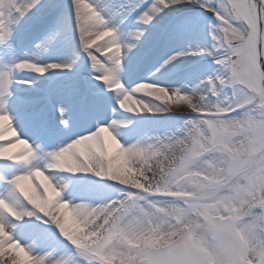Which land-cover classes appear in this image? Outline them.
<instances>
[{
	"label": "snow or ice",
	"instance_id": "snow-or-ice-1",
	"mask_svg": "<svg viewBox=\"0 0 264 264\" xmlns=\"http://www.w3.org/2000/svg\"><path fill=\"white\" fill-rule=\"evenodd\" d=\"M196 5L201 16H185L171 23H156L166 10H181ZM245 4L254 12L246 15ZM39 8L33 19L41 20L46 35L37 44L47 49L54 42L67 39L82 49L91 63L90 73L97 85L115 94L108 105L116 113L188 115L182 126L164 135L148 136L125 145L119 129L128 128L131 120L104 116L94 130L76 133L67 143L57 146L37 132L39 142L22 138L7 111L9 99L17 83L18 72L33 71L44 75L49 71L71 72L76 60L61 63H37L27 56L0 66V264H225V257L212 244L213 236H221L233 225L245 222L250 235L264 240V172L245 182L251 192L243 207L244 217L221 211L201 216L210 235L201 238L198 232L180 229L186 220L203 211L201 200L184 186L183 165L169 170L165 157L192 125L216 116L229 118L251 110L258 120L264 104L247 88L249 103L238 106L236 89L231 81L234 65L241 55L264 72V0H0V47L10 48L20 23ZM135 17L131 42L120 40L121 25ZM43 18V19H41ZM208 23L213 40L210 49L180 51L171 45L181 40L191 29ZM249 23L251 28H248ZM154 31L148 39L151 54L164 51L168 58L162 68L182 71L185 56L206 52L219 65L217 73L201 81L190 91L161 86L159 78L126 87L119 72L124 68L128 53L144 39L148 27ZM248 29V31H245ZM248 44L242 49L239 39ZM175 51V55L170 53ZM163 59V56H161ZM157 71H160L159 69ZM256 71L249 73L255 79ZM91 83V81H90ZM223 86L226 92L220 107L226 113L188 111L184 105L198 93L212 94ZM154 89L155 91H149ZM118 103V107L116 106ZM60 123L70 127L66 109L59 108ZM106 121V122H105ZM11 139H5L6 136ZM23 147L16 152L11 149ZM49 147L52 150H47ZM264 150V132H257L250 145V155ZM61 174H67L62 176ZM96 177L98 183L91 181ZM105 189L103 199L96 203L90 198L94 190ZM80 192L81 199L67 193ZM22 236L26 242L22 243ZM229 264H264V246L253 253L229 252Z\"/></svg>",
	"mask_w": 264,
	"mask_h": 264
},
{
	"label": "clouds",
	"instance_id": "clouds-1",
	"mask_svg": "<svg viewBox=\"0 0 264 264\" xmlns=\"http://www.w3.org/2000/svg\"><path fill=\"white\" fill-rule=\"evenodd\" d=\"M244 6L247 9L246 15L251 16L254 8L248 4ZM248 28H251L250 23ZM238 44L243 49L248 41L241 38ZM251 71H256L255 79L249 78ZM231 81L241 86L235 92L238 106L249 103L250 97L243 91L244 88L255 93L264 104V72L256 69L255 64L246 56L241 55L234 65ZM212 95L216 99L207 93H198L184 107L188 111L202 110L212 115H215L213 109L226 113L228 108L220 107L226 95L225 88H217ZM257 132H264V112L256 120L249 109L238 116H216L194 123L184 137L170 146L164 166L170 171L180 165L192 169L186 172L184 186L195 193L198 204L201 200L212 201L210 204L199 205L203 211L187 218L186 227L180 229L181 234L195 231L201 238L210 235L208 225L200 219L202 215L214 213L219 217L221 211L229 215L238 214L239 217L248 214V208L243 205L251 192L245 188V182L256 174L258 168L264 172V150L258 155H250V145ZM212 244L225 257V264H229L230 251L254 254L258 245L264 246V240L250 235L242 221L240 225L228 228L221 236H213Z\"/></svg>",
	"mask_w": 264,
	"mask_h": 264
},
{
	"label": "bare ground",
	"instance_id": "bare-ground-1",
	"mask_svg": "<svg viewBox=\"0 0 264 264\" xmlns=\"http://www.w3.org/2000/svg\"><path fill=\"white\" fill-rule=\"evenodd\" d=\"M46 2V0H42V3ZM39 8L33 10V13H38ZM182 13L185 14V16H201L202 13L197 10L196 5H186L183 9L177 11V10H166L164 14L161 15L157 19V21L153 22L156 23H171V19L173 16H176L177 14ZM183 16V17H185ZM181 17V18H183ZM33 19V17L31 18ZM43 19V18H41ZM36 22L38 21V25L41 27V20L40 19H34ZM26 18L20 23V25L16 28L15 34L16 35H26L29 30V25L26 23ZM135 17L129 18L125 24L121 25V34H120V40L122 43L127 44L131 42V32L134 30V27L136 26L134 24ZM37 25V27H39ZM154 29L150 26V31H148L144 37V39L140 42H137V47L132 49L130 53H128L127 57L124 61V68L119 72L120 79L125 82L129 74L134 71L135 69H138L139 74H143L145 70V64H143V58L144 56H147L146 58L150 62V66L147 68L148 71L146 73L144 81H151L154 79L159 78V80H171V83H176V85L179 83L178 87L175 88H182L185 90L190 91L191 88H193L195 85L199 84L202 80V76L198 73V75H194L193 78L190 80H187L185 77L181 78L183 76H175L178 72L173 71L171 68H168L165 70V68H162L161 65L164 64V60L168 57L164 55V51H161L156 54H151V48L148 43L149 37H151ZM37 34V33H36ZM192 34H196L198 36H201L206 39L208 44V47L211 48L213 44V40L211 38V35L209 33V27L208 23L201 24L197 26L194 29L189 30V32L181 39V41H177V43H173L171 47L173 48H180L178 50L180 51H198L199 50V42L196 39L190 38ZM39 37V36H38ZM31 38V37H30ZM40 38V37H39ZM43 39V38H41ZM59 42V40H58ZM57 41L54 42L52 45L54 46V51L56 53L52 54L51 56H48V53L45 49H36L33 50V56L32 59L35 60L37 63L41 64H48V63H61V62H69L71 60H76V65L73 68V72L75 70H79L81 75L72 74L69 75L67 78H61L63 74H71V72H64L61 70L56 71H49L48 73L44 74L49 77L48 82L40 81L38 79H32V86L35 88H39V90L42 93V95H34L33 97L48 95V97L53 98L55 102V106L57 108V122L61 126V130H57V132L54 134L55 137L51 140V142L55 143L57 146H59L62 143H67L69 141V137L72 139L78 138L76 133L85 132L87 129L94 130L96 125L101 122V119L106 116L107 120L116 119L117 117L119 120H131L133 123L128 127L124 128L121 127L118 131L120 133L119 138L121 139V142L125 145L135 143L137 140L148 137V136H155V135H164L168 132L175 131L179 127L182 126L183 122L188 119V115L185 113H176V112H169L167 114H151V113H142L139 114L143 117V119L151 118V117H158V116H173V119L170 121H164V125L162 126V129L159 133L155 134H149L147 133L144 137H137L131 132L130 128L134 127L138 124H140V120H136L128 116L127 112H124L121 110L120 113H115L112 111L113 109L111 107H108L109 104L115 102V94L109 90H107L105 87L97 86L99 82L94 81L90 73H93V70L91 68V63L88 61L87 56L83 52H79V54H76L73 52V50L69 48H63L62 44L59 45ZM13 45H15V40L13 41ZM11 44L10 48H3L0 47V66L8 63H12L17 59L18 57H22L25 53L23 51H17L15 50V47ZM150 52V54H149ZM50 54V51H49ZM171 55H175V51L170 53ZM161 56H163V59H161ZM201 58L200 55L196 56H185L181 57V60H186V63L182 65V69H186L190 67L193 63L199 62ZM213 56H209V60H213ZM142 63V64H141ZM141 64V66H140ZM146 69V70H147ZM160 71H157V70ZM126 71L127 73L124 75L123 72ZM24 77H27V73L23 74ZM91 81V83H90ZM142 81V82H144ZM135 87V86H132ZM88 91L89 97L87 100V104L84 107V112L86 116H90V122H85L83 117H81V120L74 124L76 120V113H77V105L80 100V94ZM31 98V97H30ZM29 98V99H30ZM94 101H102L104 104V114L99 115L97 110L93 108ZM21 100L19 98H16L15 100V106L12 111H8L9 114H14L13 116L16 120L14 121L15 126L19 130L23 126V104L20 103ZM63 106L66 109L65 118H70V127L65 128L63 124L60 123L61 114L59 111V108ZM118 107V103L116 105ZM31 114H33L31 112ZM136 114V113H134ZM106 122V121H105ZM90 124V125H89ZM159 124V123H157ZM73 125H76V127H73ZM156 125V124H155ZM147 126H144L140 132L145 129ZM49 130L48 128H45L44 130V136L47 139ZM27 139H31L32 141L39 142L37 137V132L33 131V129H30L25 132V137ZM12 137L6 136L5 139H11ZM23 145H17L15 148L11 149L12 152L19 151ZM47 150H52L51 147H49ZM3 162H0L2 164ZM67 174H61L62 176H66ZM93 176H90L92 178ZM96 178V177H95ZM106 191L105 189H97L93 191L92 196L90 197L93 202L99 203L103 199V196L101 193ZM69 198H75L77 201L81 199L80 192H72L70 191L67 193ZM27 238L22 236L21 242H26Z\"/></svg>",
	"mask_w": 264,
	"mask_h": 264
},
{
	"label": "rangeland",
	"instance_id": "rangeland-1",
	"mask_svg": "<svg viewBox=\"0 0 264 264\" xmlns=\"http://www.w3.org/2000/svg\"><path fill=\"white\" fill-rule=\"evenodd\" d=\"M33 15H34V13H31V14H29V16L28 17H26V21H27V24L29 23V20H30V22H31V18L33 17ZM33 20V19H32ZM173 21V20H172ZM38 32H40V31H38ZM147 33V32H146ZM35 35H32V38L35 40L34 41V45H37V44H39L40 43V41L42 40L41 38H39L37 35H36V32L34 33ZM37 37V38H36ZM190 38H192V39H196L200 44H199V49H210L209 47H208V44H206L207 43V41H206V39L205 38H203V37H201V36H198V35H196V34H192L191 35V37ZM61 40H59V42H60ZM181 41V40H180ZM174 43V42H173ZM175 43H177V41H175ZM11 44L13 45V38H12V40H11ZM67 46V45H66ZM51 48H52V46H49L47 49H45L46 51H47V53H48V56H49V51L51 50ZM67 48H69V49H71V50H73V52H75L76 54H79V52H83L82 51V49H79L78 47H76L75 46V44L74 43H71V44H68V46H67ZM175 49H180V48H175ZM81 50V51H80ZM51 55V54H50ZM25 56H27L28 57V55H23V57H25ZM209 56L210 55H208L206 52H204V53H201V58H200V61L199 62H197V63H195V65H197V67H196V69L195 70H192V71H190L189 73H187V74H185L183 77H181V78H186L187 80H190L191 78H193L194 77V75H198V73L199 74H201V75H203L201 78H202V80H206L207 78H209V77H212V76H214L216 73H217V71H218V69H219V65L215 62V59L213 58V60H209ZM22 57V58H23ZM29 58H31V55H29ZM17 59H18V56H17ZM184 63L183 64H185L186 63V60H182ZM8 64H10V63H8ZM149 64V63H148ZM148 64H146L145 63V66L146 65H148ZM146 73H147V71L145 70V72L143 73V75L142 76H140V74H139V71H138V69H135L134 71H132L130 74H129V77H128V79L125 81V85H126V87L128 86V85H133V84H135V83H138L139 81H141V80H143L144 79V77L146 76ZM126 74V73H125ZM124 74V75H125ZM65 76H67V75H65ZM141 77V78H140ZM178 85H179V83L176 85V83H171V84H162L161 86H165V87H170V88H175V87H178ZM226 92L228 93V94H231V89H227L226 90ZM19 98L21 99V102L24 100V98H26L27 96H26V94H24L23 92H21L19 95ZM98 106H99V108L100 109H102V111H103V107H104V104H103V102L102 101H100L99 103H98ZM112 111H114V109L112 110ZM115 112V111H114ZM116 113V112H115ZM66 117V116H65ZM23 119H24V117H23ZM116 119H119L118 117L116 118ZM173 119V117H167L165 120H172ZM25 120V119H24ZM23 121V120H22ZM157 123H159V124H157ZM156 123V125L155 124H150L149 126H147L144 130H142L141 132H136L134 135L135 136H137V137H139V138H141V137H144L147 133H149V134H154V133H159L161 130L160 129H162V126L164 125V120L162 121V122H157Z\"/></svg>",
	"mask_w": 264,
	"mask_h": 264
}]
</instances>
